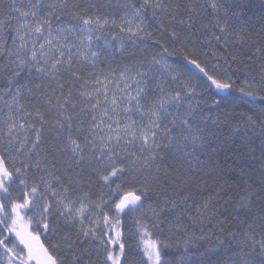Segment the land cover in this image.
<instances>
[{"label":"snow or ice","instance_id":"1","mask_svg":"<svg viewBox=\"0 0 264 264\" xmlns=\"http://www.w3.org/2000/svg\"><path fill=\"white\" fill-rule=\"evenodd\" d=\"M0 264H264V0H0Z\"/></svg>","mask_w":264,"mask_h":264},{"label":"trees","instance_id":"2","mask_svg":"<svg viewBox=\"0 0 264 264\" xmlns=\"http://www.w3.org/2000/svg\"><path fill=\"white\" fill-rule=\"evenodd\" d=\"M255 2H256V4H257V6H259V2H260V0H255ZM148 43H151V41H148ZM205 51L208 52V57H209V59L211 60V58H212L211 51H208L207 49H205ZM177 63H178L179 65H181V66H184V61H183L182 59H177ZM188 67H191V66H188ZM193 71H194V69H193ZM237 75H241V74H240V73H237ZM235 95L239 96L240 93L237 92V93H235ZM244 108H245L244 105H240V110H243ZM257 143H258V142H257ZM239 145H240V140H239V138H236V139L234 140V142H233V147H234V148H238ZM241 162H242V163H248V161H241ZM235 166H236V165L233 164V167H235ZM130 223H131L130 218L127 219V220H125V222H124L125 236L128 235V228H129V226H130ZM133 230H134V229H133Z\"/></svg>","mask_w":264,"mask_h":264}]
</instances>
